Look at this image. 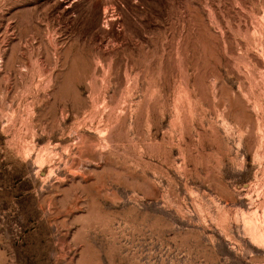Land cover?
Instances as JSON below:
<instances>
[{"label":"rangeland","instance_id":"rangeland-1","mask_svg":"<svg viewBox=\"0 0 264 264\" xmlns=\"http://www.w3.org/2000/svg\"><path fill=\"white\" fill-rule=\"evenodd\" d=\"M0 264H264V0H0Z\"/></svg>","mask_w":264,"mask_h":264}]
</instances>
